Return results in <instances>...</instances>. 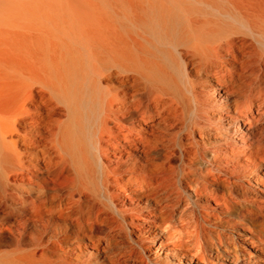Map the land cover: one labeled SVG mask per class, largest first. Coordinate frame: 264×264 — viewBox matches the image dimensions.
Here are the masks:
<instances>
[{"label": "bare ground", "instance_id": "obj_1", "mask_svg": "<svg viewBox=\"0 0 264 264\" xmlns=\"http://www.w3.org/2000/svg\"><path fill=\"white\" fill-rule=\"evenodd\" d=\"M0 264H264V0H0Z\"/></svg>", "mask_w": 264, "mask_h": 264}]
</instances>
